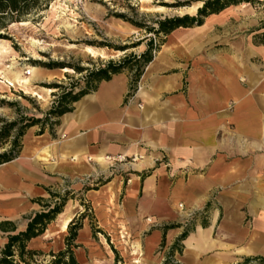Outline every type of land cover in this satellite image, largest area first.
Listing matches in <instances>:
<instances>
[{"label": "crops", "instance_id": "obj_1", "mask_svg": "<svg viewBox=\"0 0 264 264\" xmlns=\"http://www.w3.org/2000/svg\"><path fill=\"white\" fill-rule=\"evenodd\" d=\"M226 12L166 36L135 86L127 72L113 75L54 130L26 133L18 157L0 165V250L53 190L68 189L100 228L136 230L134 264L161 263L176 244L175 264L264 260V25H228ZM103 175L105 185L83 189ZM78 208L57 216L62 232ZM88 235L82 224L76 244Z\"/></svg>", "mask_w": 264, "mask_h": 264}, {"label": "rangeland", "instance_id": "obj_2", "mask_svg": "<svg viewBox=\"0 0 264 264\" xmlns=\"http://www.w3.org/2000/svg\"><path fill=\"white\" fill-rule=\"evenodd\" d=\"M205 1L207 0H27L18 13L0 14V129L12 122H18V128H23L30 120L42 122L61 92L72 87L73 92L77 93L83 88L87 71L77 73L72 70L74 67L94 71L108 62L118 63L131 54L139 57L148 46L154 56L166 36L149 33L147 28L157 29V23L165 19L196 16ZM252 1L253 4H249L245 10L229 7L226 13L231 14L232 20L227 24L238 23V20L235 21L237 18H242L244 24L260 20L258 27L253 29H261L264 25V0ZM198 4L200 7L194 9ZM87 49L92 50V54H88ZM53 64L58 67H48ZM132 65L134 62L129 67ZM33 68L38 72L32 81V89L41 92L44 101L33 97L30 90H26L22 84L8 85L7 81L12 79L8 70L23 71L22 77L29 78L30 75L26 76L25 73ZM64 69L70 72L62 73ZM123 72L133 76L129 68ZM56 86L62 90L54 89ZM44 90L51 92L46 94ZM32 128L39 130L38 134L41 128H45L43 132L48 130L45 125L41 127L38 124L25 129L24 136ZM15 129L10 130L9 138L0 140V154L10 150ZM54 129L55 127L52 130ZM24 136L19 140L21 147ZM108 179V175H103L95 180L85 181L83 189H97L105 185ZM53 191L54 194H49L46 201L39 204L40 212L47 202L52 205L58 202V197L66 198L63 210L68 208L70 213H74L79 209L78 206L81 207L82 213L72 221L75 224L81 221V224L88 227L90 244L79 246L74 251L79 264L138 262L140 254L137 250L140 247L135 245L132 248L129 243L136 235L135 229H125L122 235L113 229H102L96 220V213L82 195L73 194L68 189ZM82 215L85 217L81 220ZM61 227L55 219L42 237L29 243L30 249L41 253V256L36 257L35 264H49L53 259L50 254H56L59 246L64 245L68 230L62 232ZM79 239L84 243V234ZM161 248L164 250L163 245ZM162 255L164 259L158 264H175V254L170 258L167 253L163 252Z\"/></svg>", "mask_w": 264, "mask_h": 264}, {"label": "trees", "instance_id": "obj_3", "mask_svg": "<svg viewBox=\"0 0 264 264\" xmlns=\"http://www.w3.org/2000/svg\"><path fill=\"white\" fill-rule=\"evenodd\" d=\"M26 2L27 0H0V14H5L7 12L18 13ZM240 4H253V1L207 0L203 3L202 7L198 9L196 16L191 17L186 15L183 17L165 19L157 23V29L147 28V30L149 33L168 36L170 33L180 28L187 29L199 27L203 25L204 20L209 16L217 15L229 7L238 6ZM151 52V47L148 46V49L139 57L131 54L124 57L118 63L108 62L102 68L94 71L83 70L75 67L72 68V70L77 73L87 71V76L84 78L83 88H81L77 93L73 92L72 87L68 91L61 92L51 109L46 113L45 119L42 122H40V120H30V123L23 126V128L16 127L18 122H12L8 126H4L0 129V140H4L10 137V130L16 128L14 135L12 136L10 150L0 154V165L7 164L18 157L22 149L21 145H19V140L24 136L25 129L40 124L41 127L45 125L49 131H52V129L58 125V119L64 114L71 112L72 105L78 101L80 97L93 91L100 82L108 81L111 76L120 74L125 69L129 68V70L133 73L132 87L135 86L144 68L153 58ZM132 62H134V65L129 67V64ZM48 67L54 68L58 66L53 64ZM54 89L62 90L59 86L54 87ZM44 129L45 128H41L40 133H43ZM58 198V202L53 205L45 204L41 212L28 218V222L24 230L17 232L13 228L10 231V234L6 237V243L0 250V264H35L36 257L41 256V253L30 249L29 243L32 240L42 237L46 232L47 227L63 211L66 198ZM84 217L85 216L82 215L81 220ZM81 229V221L75 224L73 220L69 223L67 227L68 236L64 239V249L56 254L51 253L50 256L53 259L49 264H79L74 251L79 248L76 244V240L78 232ZM184 237L185 234L181 236L180 240ZM178 245L179 244H176L171 248V252L167 256L168 258L172 257L175 251L180 253L181 250ZM259 264H264V260L261 259Z\"/></svg>", "mask_w": 264, "mask_h": 264}, {"label": "bare ground", "instance_id": "obj_4", "mask_svg": "<svg viewBox=\"0 0 264 264\" xmlns=\"http://www.w3.org/2000/svg\"><path fill=\"white\" fill-rule=\"evenodd\" d=\"M200 7V4H198V5H196V6H194L193 8L194 9H197V8H199ZM191 8V7H190ZM190 8L188 9V10H190ZM227 11H228V9H226ZM225 11V10H224ZM220 14V13H219ZM212 16H214V15H212ZM209 17H211V16H209ZM210 21V20H209ZM21 25H25L24 23H21ZM205 26V25H204ZM206 28V27H205ZM3 50V49H2ZM1 51V50H0ZM88 54H92V50H90V49H87V51H86ZM3 53V52H2ZM93 56V55H92ZM12 69H13V67H12ZM8 72V74H11V77H12V79L9 81H7L9 84V86H14L15 84H22L23 86H24V88L26 89V90H30V92H31V94H32V96L33 97H36L38 100H41V101H44L45 100V98H44V96L42 95V93L41 92H39V91H35V90H33L32 89V81L34 80V77H35V75L37 74V72H38V70L37 69H35V68H33V69H31L30 71H27L26 73H25V75L27 76V74L28 75H30V77L29 78H27V77H22V72L21 71H15V72H13V70H8L7 71ZM70 71L68 70V69H64L63 71H62V73H69ZM7 74V73H6ZM43 92H45L46 94H49L51 91L50 90H44ZM66 225V224H65ZM62 228V227H61ZM65 229V228H64Z\"/></svg>", "mask_w": 264, "mask_h": 264}, {"label": "built area", "instance_id": "obj_5", "mask_svg": "<svg viewBox=\"0 0 264 264\" xmlns=\"http://www.w3.org/2000/svg\"><path fill=\"white\" fill-rule=\"evenodd\" d=\"M108 159H109V158H107V160H108ZM139 159H140V158H139ZM135 160H136V158L133 157V158L131 159V162H134ZM115 162L124 164V163H126V159H125V158H118L117 160H115ZM179 207H181V206H179Z\"/></svg>", "mask_w": 264, "mask_h": 264}, {"label": "water", "instance_id": "obj_6", "mask_svg": "<svg viewBox=\"0 0 264 264\" xmlns=\"http://www.w3.org/2000/svg\"><path fill=\"white\" fill-rule=\"evenodd\" d=\"M201 7H202V5H201ZM201 7H200V8H201ZM200 8H199V9H200Z\"/></svg>", "mask_w": 264, "mask_h": 264}]
</instances>
